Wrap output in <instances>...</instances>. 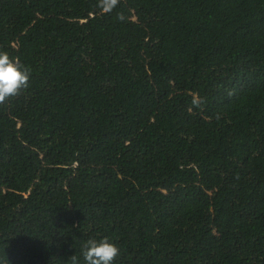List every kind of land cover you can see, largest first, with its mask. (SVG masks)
I'll return each mask as SVG.
<instances>
[{
    "label": "trees",
    "instance_id": "obj_1",
    "mask_svg": "<svg viewBox=\"0 0 264 264\" xmlns=\"http://www.w3.org/2000/svg\"><path fill=\"white\" fill-rule=\"evenodd\" d=\"M97 4L0 0V264H264V0Z\"/></svg>",
    "mask_w": 264,
    "mask_h": 264
},
{
    "label": "clouds",
    "instance_id": "obj_2",
    "mask_svg": "<svg viewBox=\"0 0 264 264\" xmlns=\"http://www.w3.org/2000/svg\"><path fill=\"white\" fill-rule=\"evenodd\" d=\"M119 3L120 0H98L97 7L104 13H110ZM117 19H123V14L118 13ZM30 75L31 70L28 67L22 65L18 59L11 58L7 52L0 51V104L27 89ZM119 253V247L108 237L90 238L83 243L80 255H72L68 262L81 264L82 260V264H113Z\"/></svg>",
    "mask_w": 264,
    "mask_h": 264
}]
</instances>
